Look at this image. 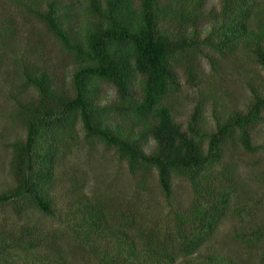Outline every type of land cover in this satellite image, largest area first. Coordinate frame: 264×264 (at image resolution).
<instances>
[{"label":"trees","instance_id":"16d2710c","mask_svg":"<svg viewBox=\"0 0 264 264\" xmlns=\"http://www.w3.org/2000/svg\"><path fill=\"white\" fill-rule=\"evenodd\" d=\"M86 1L89 21L82 39L74 44L62 30L58 2L38 0L28 8L33 19L74 49L78 65L63 89L54 86L44 70L23 71L22 87L33 92L26 98L11 97L12 113L25 135L9 144L14 186L0 192V205L12 203L15 210L24 206L54 214L47 185L53 176L57 146L49 142L38 149L37 140L45 139L48 132L55 136L53 129H67L70 121L79 117L85 136L116 150L126 171L136 177L137 189H145L152 175L159 193L169 200L173 177L181 175L188 180L192 197L182 210H172L168 221L146 223L129 200L120 197L121 201L110 202L106 209L78 196L73 214L80 222L74 220L73 230L82 224L88 237L89 227L115 222L116 231L125 236L133 254L139 253L131 264H239L217 253L211 242L238 197L240 183L230 163L217 165L224 161L230 144L247 152L256 150L250 130L263 118L264 93L250 85L245 109H229L221 118L215 117L213 124L206 123L198 102L184 126L174 119L163 99L177 86L175 64L181 62L194 83V54L200 44L211 43L210 36L220 52H233L241 45L264 75V0H219L218 12L211 15L210 31L203 36L198 23L210 15L207 0ZM163 16L175 21L176 34L164 32ZM104 83L114 88L116 96L108 104L98 102L99 87ZM108 113L117 117L114 124L106 122ZM127 115H135L141 122V133L121 123ZM146 137L153 141L148 152L141 144ZM232 209L240 222L234 237L255 248L258 263L264 264V219L245 228L244 209L237 204ZM161 224L165 228L160 229ZM22 239L0 232V255H8L12 244L24 250L33 248ZM99 264L112 263L106 258Z\"/></svg>","mask_w":264,"mask_h":264},{"label":"rangeland","instance_id":"374dc122","mask_svg":"<svg viewBox=\"0 0 264 264\" xmlns=\"http://www.w3.org/2000/svg\"><path fill=\"white\" fill-rule=\"evenodd\" d=\"M51 1L59 3V21L69 42L74 44L82 39L89 21L87 1ZM37 4L38 0L17 3L0 0V192L14 186L9 170V144L25 135L23 126L12 113L11 100L13 95L26 98L33 92L31 88L22 87L23 71L44 70L53 85L63 89L69 85L72 71L78 65L74 49L62 43L28 13V8ZM206 7L210 15L198 23L202 36L210 31L211 15L218 12L219 0H207ZM161 23L166 34H176L175 21L165 17ZM210 37L211 43L200 44L199 51L194 54V83L188 79L181 62L175 64L177 86L163 99L171 108L174 119L183 126L198 102H201L206 123L213 124L215 117L221 118L229 109H245L251 97L250 85L264 93V75L241 45L233 52H220L212 45L214 37ZM115 99L114 88L100 84L98 102L108 104ZM105 119L109 125L118 120L111 113ZM121 121L135 132L141 133L144 129L135 115H127ZM70 122L67 129L63 126L53 129L55 136L48 135V132L45 139L37 140L38 149L49 142L57 146L53 176L47 185L55 212L47 215L24 206L15 210L12 203L0 205V232L20 236L22 241L27 240L33 245L28 250L10 245L9 254L0 255V263L99 264L108 258L112 264H131L139 253L133 254L125 236L120 230L116 231L119 227H115V222H103L98 228L89 227L88 237L84 234L87 228L82 224L78 223L73 230L74 220L80 222L73 214L78 196L106 209L110 202L129 200L135 203L133 207L146 223L153 220L166 222L172 210H182L191 202L190 185L181 175L173 177L169 200L159 193L156 178L152 175L145 189H137L136 177L126 171L116 150L85 136L79 117ZM250 136L251 143L257 147L255 151H243L230 144L224 161L217 165L220 168L226 162L230 163L239 179L238 197L233 199L232 206L237 204L244 209L245 228L258 225L264 219V114L250 130ZM148 137L141 141L147 152L153 145ZM233 207L229 208L211 239L213 248L239 264H259L255 248H249L233 235L240 223L232 213ZM163 227V224L159 225L160 229Z\"/></svg>","mask_w":264,"mask_h":264}]
</instances>
